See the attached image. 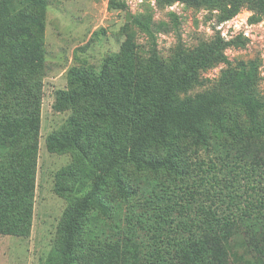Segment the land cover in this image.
Here are the masks:
<instances>
[{
  "label": "trees",
  "instance_id": "1",
  "mask_svg": "<svg viewBox=\"0 0 264 264\" xmlns=\"http://www.w3.org/2000/svg\"><path fill=\"white\" fill-rule=\"evenodd\" d=\"M180 1L229 6L220 21L243 7L252 11V22L264 16V0ZM113 2L109 0L111 8ZM47 6L48 0H0V233L4 234L25 235L33 216ZM133 23L151 39L146 57L136 49L135 32L126 30L119 51L106 55L99 69L70 67L68 89L56 91L54 108L83 106L91 118H72L68 129L47 136L50 151L70 150L77 158L56 174L57 192H68L71 202L60 221V245L52 261L264 264V186L258 185L256 194L247 193L244 199L238 187L242 177L264 178V100L253 93L257 62L231 64L225 49L237 43L236 37L226 41L217 33L188 56L179 49L165 63L151 16ZM219 63L226 66L215 83L190 93L205 85L203 71ZM235 110L243 113L247 131L242 132ZM230 117H234L232 128L227 124ZM186 139L193 142L185 144ZM219 143L226 149L218 155L214 150ZM202 154L208 159H201ZM130 166L160 176L145 189L133 187L126 178ZM109 182L119 200L142 191L154 205L145 210L146 225L115 226L118 234L123 232V246L117 243L114 251H103L104 242L86 245L83 236L89 213L97 210L108 218L114 210L104 196ZM136 230L146 243L132 256L126 247Z\"/></svg>",
  "mask_w": 264,
  "mask_h": 264
},
{
  "label": "rangeland",
  "instance_id": "2",
  "mask_svg": "<svg viewBox=\"0 0 264 264\" xmlns=\"http://www.w3.org/2000/svg\"><path fill=\"white\" fill-rule=\"evenodd\" d=\"M121 2H124L126 7H120ZM111 6L113 8L110 7L109 0H48L43 38L45 62L41 76L33 216L25 235L0 233V264H56L52 261V254L60 245L59 225L65 209L71 202V195L68 192L64 194L57 192L56 174L72 165L77 158L70 150L50 151L47 147V136L68 129L72 118L77 120L91 118L83 106L66 107L63 110L54 108L56 91L67 90L69 87L70 67L99 69L106 55L119 51L126 30L135 32L136 49L139 55L146 57L151 39L133 23V20H147L150 16L160 59L167 63L179 49L188 56L198 45L210 42L217 35L216 25L220 18L230 11L229 6L225 5L198 6L180 0H114ZM126 12H129V21H126ZM238 13L246 16L248 22L255 23L250 21L252 14L250 9L243 7L235 15ZM261 21L264 22V16L257 23ZM255 32L262 35L261 40L258 39V43L253 44L255 46L250 45L242 36H238L235 38L237 43L228 46L225 54L231 64L250 60L257 62L253 93L257 99L264 100V23L262 28H256ZM225 66V63H219L203 71L202 76L207 79L205 85L192 89L190 93L203 91L213 85ZM235 111L238 112L242 132L247 131L248 126L243 113L240 110ZM233 118L230 117L227 122L230 128L234 123ZM262 122L264 123V111ZM187 142L193 141L186 139L184 143ZM223 145L219 143L215 146L214 151L218 155L224 153L226 148ZM207 156L209 155L202 154L200 158L207 160ZM158 176L160 174L138 171L132 166L127 169L126 174L128 183L144 189L153 183V177ZM258 185L264 186V178L242 177L238 185L242 190L239 194H242L243 199L247 193L254 196L258 190L254 188ZM104 194L114 210L108 218L97 210L89 213L83 242L87 245L89 242L100 240L104 242L101 245L103 251H114L117 243L123 246L124 238L123 232L118 234L115 226L146 225L149 215L145 210L151 209L154 203L151 204L149 197L142 191H138L126 201H121L114 197L116 189L110 182L105 186ZM145 243L146 240L141 236L140 230H136L126 248L135 256ZM99 246L98 244L96 248Z\"/></svg>",
  "mask_w": 264,
  "mask_h": 264
},
{
  "label": "built area",
  "instance_id": "3",
  "mask_svg": "<svg viewBox=\"0 0 264 264\" xmlns=\"http://www.w3.org/2000/svg\"><path fill=\"white\" fill-rule=\"evenodd\" d=\"M263 23V21L250 23L248 22V18L246 16L243 17V15L238 13L234 17L220 21L216 25V29L219 35L226 41H229L237 36H242L250 43V45L255 46L253 44L257 42L258 39L261 40L262 37L261 34H257V32H255V29L262 28ZM258 32L261 33V31Z\"/></svg>",
  "mask_w": 264,
  "mask_h": 264
},
{
  "label": "water",
  "instance_id": "4",
  "mask_svg": "<svg viewBox=\"0 0 264 264\" xmlns=\"http://www.w3.org/2000/svg\"><path fill=\"white\" fill-rule=\"evenodd\" d=\"M130 20L129 12H126V21Z\"/></svg>",
  "mask_w": 264,
  "mask_h": 264
}]
</instances>
